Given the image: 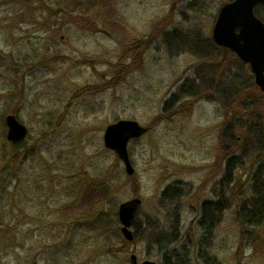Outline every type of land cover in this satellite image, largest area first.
<instances>
[{
  "label": "rangeland",
  "instance_id": "374dc122",
  "mask_svg": "<svg viewBox=\"0 0 264 264\" xmlns=\"http://www.w3.org/2000/svg\"><path fill=\"white\" fill-rule=\"evenodd\" d=\"M226 2L0 0V264H264V220L244 214L264 193V93L213 41ZM120 118L149 127L133 175L104 144ZM135 196L127 241L117 210Z\"/></svg>",
  "mask_w": 264,
  "mask_h": 264
},
{
  "label": "water",
  "instance_id": "95a60500",
  "mask_svg": "<svg viewBox=\"0 0 264 264\" xmlns=\"http://www.w3.org/2000/svg\"><path fill=\"white\" fill-rule=\"evenodd\" d=\"M259 4H264V0H232L222 5L212 30V38L218 46L231 49L250 64L255 83L264 92V21L255 12ZM5 122L8 140L17 142L27 138L29 128L15 113L7 114ZM148 131V126L128 118L111 122L104 130L105 146L122 160L128 175L135 173L129 143ZM142 202L141 197L135 196L118 205L120 230L128 241L135 239L132 223ZM130 261L132 264H160L152 259L140 261L136 253L130 255Z\"/></svg>",
  "mask_w": 264,
  "mask_h": 264
},
{
  "label": "trees",
  "instance_id": "16d2710c",
  "mask_svg": "<svg viewBox=\"0 0 264 264\" xmlns=\"http://www.w3.org/2000/svg\"><path fill=\"white\" fill-rule=\"evenodd\" d=\"M256 14L262 19L264 20V5H260L256 8ZM171 99L166 101V105H165V110L168 109L169 104H170ZM26 141V140H25ZM25 141L22 142H17V143H13V145H17L16 147L22 146ZM9 170H7V168L1 167L0 169V190L4 191L5 188V176L8 173ZM91 186L95 187L97 190L100 189L104 191V193L108 190V188L106 189V187L103 184V181H100V179H98V181H91ZM205 210H204V217L203 219H201V224L203 229L207 232V230L209 229V227L212 225V219H213V214H211L212 212H210V210H212V208H210L209 206H211V203H207L205 204ZM246 219L247 220H251L252 222H255L256 224L260 222V220L263 222L264 220V193H262V195H260L257 198V202L255 203H251V206L249 208L248 211H246L245 213ZM211 218V220H210ZM132 226L135 228V239L136 240L139 236V232H138V227L136 225L135 222V218L133 220V224ZM163 234L158 235L156 237V242L163 247L164 245L166 246L168 242H176L177 238L175 237H171L168 238L167 235H165V238L162 237ZM164 239V241H163Z\"/></svg>",
  "mask_w": 264,
  "mask_h": 264
},
{
  "label": "flooded vegetation",
  "instance_id": "af4514ba",
  "mask_svg": "<svg viewBox=\"0 0 264 264\" xmlns=\"http://www.w3.org/2000/svg\"><path fill=\"white\" fill-rule=\"evenodd\" d=\"M228 1H232V0H228ZM260 5H264V4H259V6ZM217 47H220V46H218L217 45ZM221 48H225V47H221ZM226 49H228V48H226ZM248 65H249V67H250V64L248 63V62H246ZM250 69H251V67H250ZM252 71V70H251ZM253 73V72H252ZM254 75V74H253ZM253 79H254V81H255V78L253 77ZM264 93V92H263ZM259 167H261V165H259ZM230 172H231V168H230V159L228 160V162H227V164H226V171H225V174H226V177H227V180H228V185L230 184V179H229V174H230ZM248 176V175H247ZM232 183V182H231ZM218 201L216 200V201H211V208H212V210H214L215 208H216V205H215V203H217ZM208 203V201H205L203 204L205 205V204H207ZM263 241H264V238H263ZM253 245V244H252Z\"/></svg>",
  "mask_w": 264,
  "mask_h": 264
}]
</instances>
